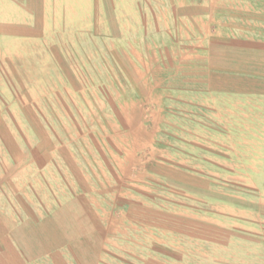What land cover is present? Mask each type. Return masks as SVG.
I'll return each mask as SVG.
<instances>
[{"label": "rangeland", "instance_id": "1", "mask_svg": "<svg viewBox=\"0 0 264 264\" xmlns=\"http://www.w3.org/2000/svg\"><path fill=\"white\" fill-rule=\"evenodd\" d=\"M186 1L54 0L52 39L0 46L3 198L92 189L81 264H264V102L195 92L207 35Z\"/></svg>", "mask_w": 264, "mask_h": 264}, {"label": "crops", "instance_id": "2", "mask_svg": "<svg viewBox=\"0 0 264 264\" xmlns=\"http://www.w3.org/2000/svg\"><path fill=\"white\" fill-rule=\"evenodd\" d=\"M53 1L0 0V46L52 39L56 33ZM186 2V17L203 21L200 32L207 35L196 49L199 55L194 61L201 62L197 77L202 89L195 92L215 103L264 102V0ZM126 106L142 108L140 103ZM127 121L126 129L148 128L139 122L131 126ZM54 162L52 153L37 155L32 167L41 174L52 170ZM58 162L61 167L60 159ZM163 167L161 176L178 188V181L168 179L185 173ZM63 190L62 198L49 207L24 202L20 208L3 198L0 185V264L82 263L79 248L83 242L96 239L88 212L93 209V198L88 201L93 190L75 182L64 184Z\"/></svg>", "mask_w": 264, "mask_h": 264}]
</instances>
